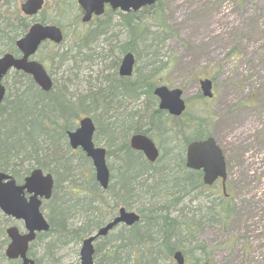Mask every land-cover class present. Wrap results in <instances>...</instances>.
Wrapping results in <instances>:
<instances>
[{
  "label": "rangeland",
  "instance_id": "374dc122",
  "mask_svg": "<svg viewBox=\"0 0 264 264\" xmlns=\"http://www.w3.org/2000/svg\"><path fill=\"white\" fill-rule=\"evenodd\" d=\"M23 2L0 0V13L19 11ZM80 17L76 0H44L39 14L27 20L29 26L42 21L41 24L63 31L62 43L56 47L43 46L35 60L43 65L57 87L66 91L70 101L105 91L118 82L122 48L128 50L127 43H132L135 65L127 83L156 70V76L149 81L155 85L153 88L165 86L180 90L187 113L202 121L203 133L210 135L222 152L226 197L221 195L218 182L209 189H193L173 198H178L179 203L170 211V216L193 229V237L182 232L177 239L178 250L187 252L185 264H264V0H163L160 6L137 13L139 35L136 39L120 25L116 14L110 16L107 12L88 25L80 23ZM97 25L103 26L99 35L93 32ZM84 37L86 44L81 41ZM204 79L212 82V100L197 98L198 82ZM11 81V78L6 81L9 88ZM146 91L143 88L139 93ZM152 98L141 95L137 101L117 100L115 107L104 106L73 122L77 125L83 117L93 121L95 145L109 152L106 165L114 189L117 188L119 138L107 141L102 127L119 125L122 120L117 121L116 117L134 112L147 118L152 109H157V101ZM165 119L164 114L162 121ZM151 138L160 153V160L152 165L156 173L143 182L145 185L129 209L121 202L114 207L113 200L102 195L106 209L101 213L107 218L104 225L120 208L135 214L150 204L158 209L175 192L170 189L172 172L167 171L163 176L159 172L163 168L173 170V159L181 144L160 132ZM164 151L170 154L165 156ZM70 157L72 174L67 182H57L56 194L62 197L67 192H79L69 207L72 213L69 225L74 228L82 223L85 212L72 206L76 196L90 194L94 173L91 163L79 151L71 152ZM57 173L62 179V172ZM90 197L96 196L91 193ZM148 200L150 203L146 205ZM222 201H226L231 211L229 219L224 223L212 221L216 211L210 208H216ZM42 213H46L45 205ZM10 226L23 233L20 222L6 219L0 213V228ZM123 229L120 226L98 240L94 250L104 253L120 238ZM80 246L81 242H69L48 259L41 256V245L37 244L31 259H40V264H79ZM0 264L10 263L0 259Z\"/></svg>",
  "mask_w": 264,
  "mask_h": 264
},
{
  "label": "trees",
  "instance_id": "16d2710c",
  "mask_svg": "<svg viewBox=\"0 0 264 264\" xmlns=\"http://www.w3.org/2000/svg\"><path fill=\"white\" fill-rule=\"evenodd\" d=\"M161 3L144 8L142 11L158 7ZM115 14L120 18V25L136 39V36L139 35L137 34L139 28V23L136 22L137 13L122 15L108 11L110 16ZM27 20L17 9L12 12L0 13V56L16 54L14 44L27 31L29 27ZM41 23L43 22L41 21ZM102 29L103 26L97 25L93 32L99 35ZM85 40V37L81 39L82 44H86ZM127 45L128 50L122 48V52L132 53V43H127ZM156 73V70H152L132 83H127L128 80L114 82L105 91L72 98L73 101L69 100L66 91L57 87L56 82H53L52 90L45 94L34 86L28 76L13 72L5 78L7 94L0 106V173L10 175L16 182H22L35 169L48 173L54 178L52 198L45 204V217L49 224V231L36 236L28 250L30 258L34 257L32 251L37 244L41 245V256L50 259L69 242L78 244L87 238L85 236L103 226L107 218L101 213L106 209L105 198L101 197L102 195L109 196L114 202V207L118 202H121L127 209L133 205L135 195L145 185L143 182L156 173L153 171L152 165L147 164L140 154L129 149L126 139L137 134L151 138L154 133L160 132L163 136L169 135L174 142L181 144L179 152L173 159V170L163 168L159 172L161 176L167 174V171L168 173L172 172V187L170 189L175 192L171 193L165 200L166 202L158 209H153L150 204V207L146 208L145 206L138 210L139 224L130 229H123L120 238L115 240L104 253L101 254L98 249L94 250L93 263L164 264L165 261H168V264H171L172 254L179 249L177 239L181 233L184 232L185 235L193 237L192 228L182 226L177 218L170 216V211L179 203L178 198L173 199L176 195L187 194L193 189H204L200 182V173L184 172L183 154L191 141H199L210 135L203 133L202 121L196 120L187 112L180 119L167 117V120L162 121L164 113L152 109L147 118H142L138 112H134L116 117L117 121L119 118L122 120L119 125L104 124L102 129H105L104 135L107 141L119 138V145L116 148L119 155L117 188L114 189L109 185L108 189L103 192L98 188L94 179H91L90 194L92 193L96 197L91 198L90 194H85L81 198L76 196V202L72 206L85 212V217L78 227L71 228L69 220L72 214L70 212L71 199L79 192L75 194L67 192L62 197H58L56 194L57 182L61 180L67 182L72 174L71 151L66 143L65 134L75 127L73 122L79 116L94 114L104 106L113 108L115 107L114 103H118L117 100L132 98L137 101L141 95L151 97L155 85L149 81L156 76ZM9 78L12 80L10 88L6 82ZM143 88H147V91L144 94L139 93ZM197 98L202 100L200 94L197 95ZM108 153L107 151L106 156ZM164 154L166 156L170 153L164 151ZM159 160L160 158L157 162ZM58 171L62 172V179L58 178ZM225 202H219L216 208H210L211 211H216L212 221L224 223L229 219L228 215L231 211ZM149 203L148 200L146 205ZM5 221L7 223V220ZM181 227H183L182 231ZM0 236L2 238L0 259L4 260L3 250L7 241L3 228H0ZM197 249L202 250V248ZM181 252L183 255H187L185 250ZM34 262L40 264V259Z\"/></svg>",
  "mask_w": 264,
  "mask_h": 264
},
{
  "label": "water",
  "instance_id": "95a60500",
  "mask_svg": "<svg viewBox=\"0 0 264 264\" xmlns=\"http://www.w3.org/2000/svg\"><path fill=\"white\" fill-rule=\"evenodd\" d=\"M161 0H76L77 6L83 12L80 22L88 23L91 18L104 14L105 7L111 11H119L122 14L136 13L143 8L151 7ZM43 0H25L19 7L25 17L35 16L42 8ZM49 41L58 45L62 41L59 28L48 25H32L23 38L16 41L15 47L21 53L20 58H14L10 54L0 57V105L5 95L2 85L3 78L10 71L22 72L31 77L35 85L42 91L51 89V81L43 67L29 61L36 53L41 43ZM134 57L128 53L122 58L118 75L122 78L132 76ZM201 94L206 99L212 98L211 81L199 82ZM153 96L158 101V110L166 112L169 116L180 117L185 109L180 90L168 89L159 86L153 91ZM94 125L90 118L79 121L74 132H67L66 138L71 150L80 149L91 162L94 170V179L100 189H107L109 172L105 162V151L95 148L92 143ZM131 150L140 152L149 163H154L158 158V151L152 141L143 135L132 136L129 140ZM185 168L191 171H202V183L211 186L216 180L221 179L222 193L225 192L226 170L222 152L212 138L191 142L185 151ZM53 180L50 174L43 175L41 171L34 170L26 177L21 185L4 173H0V213L16 222H21L24 233L20 234L15 227L5 230L8 245L4 250V258L9 261H20V264H34L27 258L28 246L34 241L37 234L46 233L49 225L40 212L43 202L50 200L52 195ZM139 222V216L132 212H126L123 208L117 215L94 235L81 243L79 250V264H93V244L98 238L106 237L117 226L123 225L130 228ZM176 264H184L180 252L173 255Z\"/></svg>",
  "mask_w": 264,
  "mask_h": 264
},
{
  "label": "flooded vegetation",
  "instance_id": "af4514ba",
  "mask_svg": "<svg viewBox=\"0 0 264 264\" xmlns=\"http://www.w3.org/2000/svg\"><path fill=\"white\" fill-rule=\"evenodd\" d=\"M95 20H97V19L94 18V17H92L91 22H93V21H95ZM63 34H64V33H63V31H62V35H63ZM43 46L56 47L57 45H54V44H52V43H50V42H48V41L43 42V43L38 47V49H37L35 55H34L33 57L30 58L31 60L37 62V61L35 60V58H37V56H38V52H39V50H40ZM14 56L20 58V57H21V53H20L19 51L16 50V54H14ZM38 63H39V62H38ZM118 67H119V65H118ZM117 70H118V68H117ZM117 76H118V73H117ZM118 78H120V77L118 76ZM120 80H123V78L120 79ZM120 80H119V81H120ZM150 139H151V138H150ZM152 142H153V141H152ZM153 143H154V142H153ZM154 145H155V144H154ZM155 147H156V145H155ZM137 153L140 154V156L143 157V154H142V153H140V152H137ZM117 159H118V158H117ZM118 162H119V161H118ZM199 173H201V172H199ZM218 182H219V181H217L215 184H217ZM215 184H214V185H215Z\"/></svg>",
  "mask_w": 264,
  "mask_h": 264
}]
</instances>
